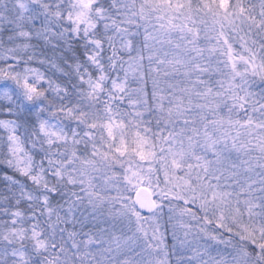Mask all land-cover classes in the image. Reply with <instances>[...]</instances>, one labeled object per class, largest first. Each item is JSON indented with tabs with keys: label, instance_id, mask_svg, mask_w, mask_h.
<instances>
[{
	"label": "snow or ice",
	"instance_id": "obj_1",
	"mask_svg": "<svg viewBox=\"0 0 264 264\" xmlns=\"http://www.w3.org/2000/svg\"><path fill=\"white\" fill-rule=\"evenodd\" d=\"M139 3L0 0V264H237L233 239L241 256L264 264V181L241 172L226 145L204 140L175 97L165 106L155 87L129 83L130 71L142 81L159 62L149 55L143 63L151 31ZM195 3L226 11L225 0ZM238 4L241 13L258 5L264 25V0L248 8L228 0L233 11ZM146 114H155L153 136L166 146L158 156ZM121 124L128 138L112 133ZM156 163L166 186L172 177L166 210L155 195L138 199L158 187L140 175ZM177 180L183 191H174ZM117 184L128 194L111 195ZM245 217L261 223L249 231ZM205 237L224 248L213 254L196 242Z\"/></svg>",
	"mask_w": 264,
	"mask_h": 264
},
{
	"label": "trees",
	"instance_id": "obj_2",
	"mask_svg": "<svg viewBox=\"0 0 264 264\" xmlns=\"http://www.w3.org/2000/svg\"><path fill=\"white\" fill-rule=\"evenodd\" d=\"M175 0H173V3ZM159 3V0H144V4L147 6L146 10L148 12V21H149V30H152V25L156 26V29L159 27L160 22V8L162 6H166L161 4L160 7H155L154 5ZM256 0H243V4L245 8H248L249 4H255ZM137 5H140L139 0H137ZM183 11L186 13H193L194 18L196 21L201 19L202 17H206L208 20H211L210 18L214 15H216L218 12H220L219 9H217L215 6L212 7L211 11H208L206 9H200L198 10V5L195 3V0H184V7ZM240 8L239 4L236 5V9ZM259 6L257 5L256 8H249L248 13L251 14L254 17L255 11H257ZM159 9V10H158ZM225 9L228 12H232L233 9L228 6V0H225ZM246 12V13H247ZM212 17V19H213ZM193 18V19H194ZM256 20L259 21V17H255ZM155 21H158V23H155ZM205 21V20H204ZM201 26L203 22H198ZM222 27L228 31H231L232 33H225L224 34V40L226 42L225 44V53L231 54L233 52V55H237L242 52V50H234V47L238 46V49H242V46L246 43H252V41H249L244 36L241 35V31L237 30V28L234 27V24L229 20L223 21ZM205 26V25H202ZM234 28L236 32L234 31ZM201 29L203 31L208 32L209 34L206 35V38H202L204 40H208L212 43H216L219 41V31L215 30H209L207 28L201 27L199 29L198 34H196L199 39H193L191 42H188L187 39H184V37H178L177 36L173 39V43L171 41H163V40H156L155 36L151 34V36L148 38V47L144 49V56L145 59L143 61L144 65L147 66L148 64V57L151 55L153 61H159L154 62L152 64L153 71L150 76H144V79L142 81H136L135 83L132 82V77L134 76V72H129V83L131 84L132 88H135L137 90L144 89L145 87L147 90L151 91L153 87L157 89L158 98L160 96L164 97L163 104L166 106L168 101L173 99L175 97L174 103L180 105V112L187 114V110H191L190 113V119L195 120L196 118L192 116V114L195 116V114L206 116L207 113H210V119L207 122V129L203 130L206 134H203V139L207 141L209 140L210 136H207L208 133L212 134L210 127L213 129V131H220L225 133L224 130H227L229 128V124L223 119V116L217 115L216 111H211V106L217 104L220 102H223L224 99H229V104H227L231 107L229 111H231V121H232V130L227 131L228 135L227 139L230 140V137H235L238 135L239 130L245 131L246 133H242L241 137L247 138L249 136H255L254 132H249L251 128H253L252 123L257 119L256 114V108H260L261 102H256L251 99V97L242 98L240 94H238V90L233 87H227L226 83L223 80V66L220 64V57L217 55L215 57V54L212 52L217 50L219 55H221V49L220 47H215L211 49H205L203 48V44L199 43L201 36ZM222 29V28H221ZM156 31V30H155ZM141 32H143V29H141ZM193 32V31H192ZM194 33L192 35H188V37H194ZM153 36V37H152ZM238 36H241L242 43L240 41V38ZM223 39L219 41V43L223 44ZM214 45V44H213ZM252 44L247 45V50L243 53H246L249 51L250 55L249 57L246 56L245 59H242L240 61V65H244V62L246 64L256 65L258 61L260 62L261 59H264V45L259 41L256 42V46L260 50V56L255 55V47L253 46L251 48ZM237 49V48H235ZM200 50V51H199ZM126 58V57H125ZM223 59V58H222ZM258 59V61H257ZM219 61V62H218ZM224 61V59H223ZM226 65H230L229 63H225ZM127 67V65H126ZM258 67V66H257ZM178 69V70H177ZM201 69H207L206 71H201ZM230 69V68H229ZM144 69H141V72H143ZM215 71V72H213ZM146 81V84L144 83ZM219 86V87H218ZM225 93L226 95H223L222 93ZM219 95L222 98H219ZM227 96V97H226ZM222 99V100H221ZM125 107H127V104L125 103ZM131 109L129 108V111ZM197 112V113H196ZM131 119V117H129ZM145 119H149L152 121V123L149 125L152 129L151 132H148L146 135L148 137L147 144L151 145L153 142L155 143L154 151L159 152L160 148L166 147L163 144V140L160 137H154L153 133L157 131V125L155 121V114H146ZM181 121L183 122V116L181 117ZM197 120H195L196 122ZM224 121V122H223ZM243 121V124L239 125L238 122ZM225 123V124H224ZM255 124V123H254ZM223 126H225L223 128ZM117 127L121 132L125 133V138H128L131 134L130 132L125 128L123 124L118 125L116 127H112V133L115 134L117 131ZM171 130V128H169ZM223 130V131H222ZM179 131V129H177ZM222 133V134H223ZM248 133V134H247ZM202 133H200L201 135ZM264 135V132H263ZM261 135V136H263ZM164 136H167L168 140H173V136H168L167 132L164 133ZM220 139V135H217ZM263 137L259 136V140H261ZM176 140H179V137H176ZM221 140V145H222ZM185 144H188V141H185ZM230 144H235V148L238 147L235 142H231ZM251 144V143H250ZM176 147H179V143L177 142ZM232 152L235 153V157L237 158V148ZM253 152V150H252ZM246 154L249 156L251 155V151H246ZM257 155V154H256ZM250 158V157H248ZM257 158V157H256ZM248 168L251 166L247 165ZM171 176V175H169ZM19 178V177H18ZM179 183L176 182V185ZM2 186V185H0ZM177 188V187H176ZM111 195L115 196L117 194H114L113 192H110ZM171 198V197H170ZM166 210V209H165ZM161 225L165 224L166 222V216L161 218ZM257 226V225H254ZM253 227V225L251 226ZM162 234L166 236H170L169 233H164L163 227L161 228ZM167 239H165L164 243H167Z\"/></svg>",
	"mask_w": 264,
	"mask_h": 264
},
{
	"label": "rangeland",
	"instance_id": "obj_3",
	"mask_svg": "<svg viewBox=\"0 0 264 264\" xmlns=\"http://www.w3.org/2000/svg\"><path fill=\"white\" fill-rule=\"evenodd\" d=\"M147 6L143 4L142 7V16L144 17L145 20L148 21V12L146 10ZM138 9L141 8V5L136 6ZM159 10V9H158ZM195 11L197 9H194ZM200 11V10H199ZM197 11V12H199ZM230 13V14H229ZM193 13H186L183 11V8H173L169 6H162L160 8V22L155 21V23L159 24V27L156 31L151 30V34L155 36L156 40H163V41H171L173 43V39L177 36L178 37H184V39L188 40V35H192L194 33V37H191L193 39H199V37L196 35L199 32V29L201 27L207 28L209 30H215L219 31V41L223 39V44L219 43L217 41L216 43H212L208 40H204L202 38H206L209 33L206 31H203L201 29V36L200 40L198 41L199 43L203 44V48L205 49H211L213 51V48L215 47H220L221 49V55L217 52L216 48L212 52V54H215V57L218 55L220 57V64L223 66V80L226 83V88L233 86L238 90V94L241 95L242 98H247L251 97L252 100L256 102H261L260 108H256V116L257 119L252 123L253 128L249 132H254L257 133L255 136H249L247 135V138H242L241 134L246 133L245 131H240L238 135H236L234 138L230 137L231 142H235L238 147L237 150V157H239L240 161H242L241 165V172H243L245 175L251 176L252 180L259 184L261 181H264V59H261L260 62L256 63V65H251V64H246L244 62V65H240V61L242 59H245L246 56L249 57L250 53L247 51L246 53H243L247 50V45L252 44L251 48L254 46L255 47V55L260 56V50L256 46V42H261L264 41V25H260L259 21L256 20L251 14L248 12L241 13L240 8L235 9V11L228 12V11H220L216 15H214L213 19L212 17L210 18L211 20H208L206 17H202L198 21L195 20ZM227 16V19L225 20L224 17ZM194 18V19H193ZM205 20V21H204ZM231 21L234 24V27L237 28V30L241 31V35L244 36L246 39L249 41H252V43H246L245 45L242 46V49H238V46L234 47V50H242L241 53L237 55H233V52L231 54L225 53V40H224V34L229 32L232 33L231 31H228L222 27V22L223 21ZM198 22H203L202 25L205 26H200ZM151 27V26H149ZM222 28V29H221ZM234 28V31L236 32ZM193 31V32H192ZM152 36V37H153ZM240 38V41L242 43V38L241 36H238ZM214 44V45H213ZM264 45V43H262ZM237 48V49H235ZM200 51V50H199ZM246 55V56H244ZM224 61H223V59ZM218 61V62H219ZM243 62V61H242ZM225 63H229L230 65H226ZM258 66V67H257ZM230 68V69H229ZM215 72V71H213ZM223 95H226L224 92L222 93ZM227 97V96H226ZM219 98H222L219 95ZM221 99V100H222ZM229 99H224L223 102H220L211 106V111H216L217 115L220 117L223 116V119L229 124V128L227 130H224L225 133L220 131H213V129L210 127L212 134L208 133L207 136H210L209 140L213 138V140L217 141L219 144H221L222 141V146L226 145L225 148V154L230 155L231 160H235L236 157L234 156L236 152L235 144H230V140L227 139L228 135L227 131L232 130V115L231 107L227 104ZM229 103V102H228ZM230 104V103H229ZM231 105V104H230ZM229 108V109H228ZM232 110V109H231ZM197 113V112H196ZM193 117H195L197 120V126L201 127V137H203V134L205 133L203 130H206L207 128V122L210 119V113H207L206 116L199 115L198 113L195 114V116L192 114ZM224 122V121H223ZM255 123V124H254ZM182 124V121L178 122L176 124V129H179ZM225 124V123H224ZM239 125L243 124V121L238 122ZM225 126H223L224 128ZM171 128V126L169 127ZM223 131V130H222ZM223 133V134H222ZM248 134V133H247ZM206 135V134H204ZM217 135H220V139L218 138ZM263 135V136H261ZM263 137L261 140L258 138ZM212 141V140H211ZM251 143V144H250ZM234 150V152H232ZM249 152L251 151V155H247L246 151ZM253 150V152H252ZM156 152V151H155ZM157 156L159 155V152H156ZM257 154V155H256ZM250 157V158H248ZM257 157V158H256ZM231 162V161H229ZM251 166L250 168L247 167V165ZM159 168V163H156L153 167L151 168H145L140 175L145 176V183L148 182V177L151 176L153 179L154 185L158 184V187H155L153 195L157 196L160 198L161 203L164 204L165 209H167V200L172 196V192H168L167 195H165V192L167 189L172 188V177L169 176V184L166 186L162 180H163V173L157 171ZM177 188L174 189V191H183L184 188L180 187V185L183 183L182 181L177 180ZM175 182V183H176ZM118 191L124 195H127V192H124V189L122 185L117 184L115 187L110 189V192H113L114 194H117ZM129 192L131 189L128 190ZM207 211L211 212L212 209L209 208ZM229 215L228 211L225 210V216L227 217ZM237 220L239 221L240 218L237 217ZM261 223L260 218L256 217L255 218V225H259ZM249 227V231L251 230V226L253 225L251 221L245 217L242 221H240V226ZM254 226V225H253ZM234 231L236 229H233ZM162 233V231H161ZM197 243H200L201 245L207 244L211 250L212 253L215 254L216 250L223 249L224 246L222 245H214L212 241L208 240L207 237H205L202 240H197ZM233 246L235 247V252L233 253L234 255H237L239 258L237 260V264H256L255 260L253 258L247 257V256H241V250L243 248V244L241 241L237 239H233ZM163 247V245H161ZM228 252H232V247H229L228 249L225 250V255L228 254ZM229 260L231 261V257L229 256Z\"/></svg>",
	"mask_w": 264,
	"mask_h": 264
},
{
	"label": "water",
	"instance_id": "obj_4",
	"mask_svg": "<svg viewBox=\"0 0 264 264\" xmlns=\"http://www.w3.org/2000/svg\"><path fill=\"white\" fill-rule=\"evenodd\" d=\"M151 195H153V194L152 193H149V192H147L145 190H141L138 199L139 198H144V197H147V196H151Z\"/></svg>",
	"mask_w": 264,
	"mask_h": 264
}]
</instances>
